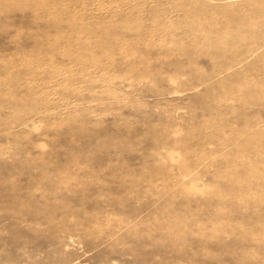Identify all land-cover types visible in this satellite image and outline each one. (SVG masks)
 <instances>
[{
    "label": "rangeland",
    "instance_id": "rangeland-1",
    "mask_svg": "<svg viewBox=\"0 0 264 264\" xmlns=\"http://www.w3.org/2000/svg\"><path fill=\"white\" fill-rule=\"evenodd\" d=\"M0 264H264V0H0Z\"/></svg>",
    "mask_w": 264,
    "mask_h": 264
}]
</instances>
